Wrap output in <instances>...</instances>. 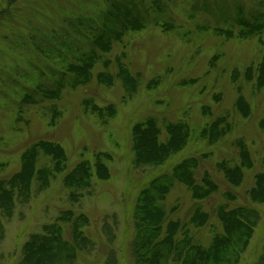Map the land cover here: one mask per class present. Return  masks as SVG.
Wrapping results in <instances>:
<instances>
[{
    "label": "rangeland",
    "instance_id": "rangeland-1",
    "mask_svg": "<svg viewBox=\"0 0 264 264\" xmlns=\"http://www.w3.org/2000/svg\"><path fill=\"white\" fill-rule=\"evenodd\" d=\"M116 8L133 13L142 27L119 29L122 22L110 15ZM255 15H264V0H0V181L20 173L22 155L38 141L58 144L65 156L55 172L52 159L38 150L34 175L45 171L49 177L34 179L27 201L16 198L10 216L0 215V264H18L24 246L49 232L72 249L74 264H104L108 254L115 264H135L139 193L190 158L197 161L196 181L207 175L217 188L196 200L174 182L160 202L166 219L209 246L222 230L220 208L253 210L258 218L247 245L228 264L264 263V198L250 195L264 173V88H255L244 74L261 60L264 33L237 36L240 17ZM106 24L122 37L102 53L93 39ZM93 52L90 81L71 87L68 66ZM121 67L135 79L133 92L124 87ZM100 73L111 83L100 84ZM58 90L56 98L42 96ZM239 96L249 107L246 117L236 108ZM85 101L113 112L97 117ZM219 117L225 119L223 135L214 142L204 139L201 130ZM147 119L156 122L161 140L168 124L183 123L188 130L185 146L161 166L134 164L131 128ZM97 157L105 179L94 169ZM82 162L92 169L88 186L66 185L65 177ZM225 169L239 170L237 185L227 180ZM198 207L208 215L201 228L190 223Z\"/></svg>",
    "mask_w": 264,
    "mask_h": 264
},
{
    "label": "trees",
    "instance_id": "trees-1",
    "mask_svg": "<svg viewBox=\"0 0 264 264\" xmlns=\"http://www.w3.org/2000/svg\"><path fill=\"white\" fill-rule=\"evenodd\" d=\"M132 14L116 8L115 12L110 15L116 20V23L122 22L119 29L126 32L128 30L136 31L142 27ZM239 21L242 30L238 32V38H245L248 36L247 34L254 36L264 33V15H255L250 19L240 17ZM116 31L115 27L106 24L102 34L94 37V47L102 53L109 52L111 43L113 41L119 42L122 37V33ZM228 33L227 31H219L217 34L230 36ZM261 42L264 45V42ZM96 58L95 52L89 53L82 56L78 65L71 64L68 66V72L73 75L71 87L86 85L90 81L91 69L96 62ZM253 71L254 73H252ZM244 74L247 80L255 81V88H264V52L255 69L249 67ZM104 76L105 74L101 73L97 76L100 84H105L106 78L104 79ZM119 76L125 89L128 92H133L135 79L123 67H121ZM252 76H254V79ZM109 78L106 81L111 83ZM58 93L59 90L55 92L48 91L42 93V96L52 99L56 98ZM84 103L86 110L90 107V113L97 117L103 115L104 111L110 114L113 112L110 106L104 109L95 105L90 106L87 101ZM236 108L242 116H248L249 107L241 96L236 102ZM224 123V118H217L201 130V135L210 142L218 140L225 131L221 127ZM260 127L264 129V120L261 121ZM164 130L167 137L165 140H161V131L153 119L137 122L132 126L131 141L136 166H161L185 146L188 140V130L185 124H168ZM38 150L52 159L55 172L62 169L65 156L58 144L38 141L30 146L22 155L20 173L13 175L8 181H0V213H2L0 215H3L4 218L10 216L16 198L20 202L25 203L27 201L34 179L40 183L42 180L47 181L49 174L47 175V172L45 174V171H38V175H34L36 158L39 154ZM239 154L242 159H246L244 148H241ZM196 167L197 161L195 158L183 159L174 165L169 177L168 175L157 176L139 193L135 207V237L132 244L135 264H228L230 258H237L244 245H247L252 233V221L258 218L257 213L253 210L241 207L230 210L220 208L217 211V218L221 223L222 230L220 233L215 234L209 246L194 242L186 228H180L179 223L166 219V213L160 202L164 200L174 182L186 186L192 193L193 199L196 200L206 199L216 190L217 186L207 175L200 182L196 181L194 176ZM94 169L100 179L107 177L106 170L103 164L99 162L98 157ZM91 170L88 162L80 163L73 172L65 177L66 185L72 187L85 185L87 187L92 177ZM224 174L231 184H238L240 180L239 170L233 172L231 169H225ZM250 195L252 197L258 196L259 199L264 198V173L256 177L255 186L251 189ZM207 219L208 215L198 207L195 209L190 223L196 228H201L205 225ZM162 231H164V236L158 239ZM179 231L182 234L181 239L177 237ZM104 232L108 235V238H111V233L108 230H104ZM49 234L50 237L37 236L30 243H27L18 264H74L72 249L55 232H49ZM2 240L3 229L0 220V243ZM83 244L85 246L87 242L84 241ZM104 264H115L114 255L108 254Z\"/></svg>",
    "mask_w": 264,
    "mask_h": 264
}]
</instances>
